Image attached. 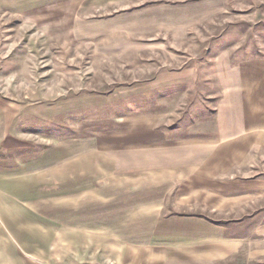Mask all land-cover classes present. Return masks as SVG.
Listing matches in <instances>:
<instances>
[{"label":"rangeland","instance_id":"374dc122","mask_svg":"<svg viewBox=\"0 0 264 264\" xmlns=\"http://www.w3.org/2000/svg\"><path fill=\"white\" fill-rule=\"evenodd\" d=\"M261 100L264 0H0V264H264Z\"/></svg>","mask_w":264,"mask_h":264},{"label":"crops","instance_id":"0c3cea01","mask_svg":"<svg viewBox=\"0 0 264 264\" xmlns=\"http://www.w3.org/2000/svg\"><path fill=\"white\" fill-rule=\"evenodd\" d=\"M259 102H258V104L263 106L264 100H261ZM259 142L262 145H264L263 142H261V141H259ZM208 157H209L208 158V162H209L208 170H213V172L215 173L216 169H219L217 167V164H216V153L213 152ZM182 169H183L182 173H185L187 176H190V175L192 176L194 174V170L192 169L191 166H183ZM182 176H183V174H182ZM168 181H170V180H168ZM168 181H167V183H165L166 182L165 180H163V181L161 180V182H159V184H157L156 186H155V184H153L151 182H145L144 185L142 187H140L139 189L129 192V195L126 191H124L125 193H127V195L124 193L125 195L122 196V199H123V201H125V204H128L131 201H133L134 203L137 201H139V202H146L147 201V202H149L148 207L153 208L151 202H158V200H159L158 193L163 192L162 188H165V186H167ZM112 199L115 200V198H112ZM128 205H132V204H128ZM156 221L157 220L155 218H153V220H151L149 222H150V224L152 223V224L156 225L155 224ZM142 223H146V222H144V221L139 222L138 221V222H135L134 225L135 224L141 225ZM152 230L150 231L149 234H153Z\"/></svg>","mask_w":264,"mask_h":264}]
</instances>
